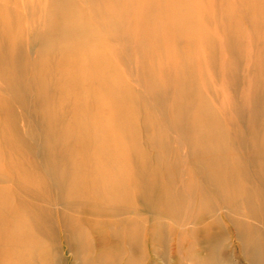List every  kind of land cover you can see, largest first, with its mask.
I'll return each mask as SVG.
<instances>
[{"label": "bare ground", "instance_id": "1", "mask_svg": "<svg viewBox=\"0 0 264 264\" xmlns=\"http://www.w3.org/2000/svg\"><path fill=\"white\" fill-rule=\"evenodd\" d=\"M0 264H264V0H0Z\"/></svg>", "mask_w": 264, "mask_h": 264}, {"label": "rangeland", "instance_id": "2", "mask_svg": "<svg viewBox=\"0 0 264 264\" xmlns=\"http://www.w3.org/2000/svg\"><path fill=\"white\" fill-rule=\"evenodd\" d=\"M132 83L135 86V89L140 92L141 91V85L137 81H132Z\"/></svg>", "mask_w": 264, "mask_h": 264}]
</instances>
